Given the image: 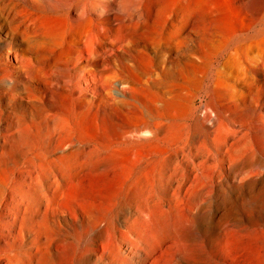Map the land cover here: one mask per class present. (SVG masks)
Here are the masks:
<instances>
[{
    "label": "rangeland",
    "instance_id": "1",
    "mask_svg": "<svg viewBox=\"0 0 264 264\" xmlns=\"http://www.w3.org/2000/svg\"><path fill=\"white\" fill-rule=\"evenodd\" d=\"M122 1L36 5L67 12ZM129 1L136 103L118 114L83 106L65 152L54 137L58 119L40 117L28 128L13 117L12 99L23 86L41 85L21 81L14 57L20 49L9 46L21 38L12 39L0 18V136L11 124L8 147L0 148V264H264V95L256 89L258 77L234 59L205 77V57L159 76L163 61L176 57L164 55L159 42L164 45L172 23L188 16L215 21V43L227 32L246 30L263 40L264 50V0ZM40 14L37 30L60 37L63 21ZM183 34L187 44L200 40L196 31ZM155 108L165 122L161 136L144 123ZM134 153L141 157L130 158Z\"/></svg>",
    "mask_w": 264,
    "mask_h": 264
},
{
    "label": "bare ground",
    "instance_id": "2",
    "mask_svg": "<svg viewBox=\"0 0 264 264\" xmlns=\"http://www.w3.org/2000/svg\"><path fill=\"white\" fill-rule=\"evenodd\" d=\"M96 2L98 4V1ZM97 4L91 6L83 4L67 12H60L39 10L36 0H0V18L5 20L4 26L10 29L12 39L21 38V44L9 45L20 49H17L14 57L21 81L24 83L27 80H38L41 85L37 88L23 86V90L16 94L18 98L12 99L16 104L13 117L17 119L18 124L28 128L36 126L40 117L58 119L61 129L54 137L60 152H65L69 146L66 139L75 134L74 127L80 126L78 117L82 114L83 106L89 105L104 112L118 114L136 103L134 78L137 71L135 59L137 46L132 30L130 31L131 22L135 18L130 10V6L133 7L132 3L123 0L113 2L110 6ZM40 13L47 17L55 16L63 21L64 31L60 37L37 30L36 17L40 16ZM214 25L213 20L191 16L186 20L179 19L177 23H172L174 30L162 40L164 45L159 42V46L163 49L164 55L170 56L169 54L176 52V57L167 62L163 61L160 78L163 79L175 66L194 65L200 60L203 61L204 57L207 68L203 74L209 77L211 73L213 77L234 59L241 63L248 73L258 77L254 80L256 89L258 93L264 95V50L261 48L263 40L249 37L247 31L242 30L227 32V36L224 35V38L216 40L218 43H215ZM186 30L198 32L200 40L194 45L187 44L183 34ZM139 37L143 40L150 39L149 33H141ZM216 45L218 51L211 52V48ZM145 49H148L147 45ZM148 79L150 77L145 81L148 82ZM88 94L94 96L93 101L82 100V96ZM147 115L149 119L144 123L153 124L152 133L161 136L160 130L165 125L161 111L155 108L154 111L148 110ZM10 125L6 135L0 136L2 149L8 147ZM16 132L20 134L21 131ZM44 156L46 158V155ZM140 157L138 153L130 156L135 159ZM93 229L96 231L95 227ZM153 249L155 251V248ZM153 251L151 253H154ZM130 252L132 253V251L128 253Z\"/></svg>",
    "mask_w": 264,
    "mask_h": 264
}]
</instances>
